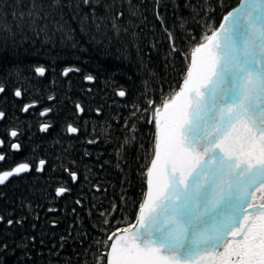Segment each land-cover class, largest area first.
<instances>
[{
	"label": "trees",
	"instance_id": "16d2710c",
	"mask_svg": "<svg viewBox=\"0 0 264 264\" xmlns=\"http://www.w3.org/2000/svg\"><path fill=\"white\" fill-rule=\"evenodd\" d=\"M240 1L159 0L157 5L156 0H116V10L125 13L117 23L128 28L117 39L107 23L97 31L89 20L82 31L68 7L50 9L52 16L37 30L28 27L27 18L17 27L16 0H0L3 19L14 33L0 31V84L5 87L0 139H9L12 128L22 146L13 150L10 143L0 171L5 165H32L0 185V264H95L104 251L95 242L136 223L157 133L149 123L154 113L147 101L158 106L174 95L195 45ZM41 2L47 6L53 0ZM111 3L100 0L97 14L104 15ZM28 7L29 0H22L19 10ZM89 11L87 6L79 10L81 16ZM131 11L139 14L131 16ZM164 27L176 35L177 52L169 50ZM40 66L46 69L43 76L35 72ZM69 67L79 71L65 76ZM89 75L95 79H85ZM121 90L123 97L117 95ZM25 105L33 106L23 111ZM46 108L52 111L42 116ZM43 122L50 125L47 131L41 130ZM69 124L79 131L69 132ZM42 159L47 163L38 172ZM70 171L78 173L77 182ZM61 186L71 190L57 197Z\"/></svg>",
	"mask_w": 264,
	"mask_h": 264
},
{
	"label": "snow or ice",
	"instance_id": "6c2138e0",
	"mask_svg": "<svg viewBox=\"0 0 264 264\" xmlns=\"http://www.w3.org/2000/svg\"><path fill=\"white\" fill-rule=\"evenodd\" d=\"M99 3L53 0L45 6L41 0H29L28 9L21 11L22 0H16L17 10L12 16L18 21L17 27L22 28L27 18L28 27L37 30L40 21L52 16L51 10L68 7L79 17L82 31L89 20L97 31L107 23L119 39L121 33L128 32L117 23L124 11L116 10L113 0L101 16L96 11ZM156 3L159 5V0ZM82 6L90 9L83 16L79 12ZM138 14L130 12L131 16ZM156 15L163 25V17L158 11ZM4 16L0 9V31L14 35ZM56 27L62 30L64 25L57 22ZM164 32L169 50L177 52L176 35L167 27ZM221 32L222 46L215 43ZM207 40L195 45L196 54L206 55L199 63L192 60L179 90L158 106L154 100L147 101L154 113L149 123H154L157 133L154 158L146 172L149 188L137 216L139 228L131 232L117 228L105 241H96L104 251L95 256V264H264V0H241V6L228 11ZM73 71L79 69L65 68L63 74ZM35 72L43 76L46 69L40 66ZM85 79L95 78L89 75ZM4 92L0 84V93ZM14 95L20 97V89ZM117 95L123 97L126 92L121 90ZM32 106L25 105L23 111ZM76 107L83 111L79 104ZM51 111L46 108L41 115ZM4 116L0 111V119ZM49 127L44 124L41 130ZM68 131L77 133L79 129L69 124ZM10 135L16 137L18 133L12 130ZM4 144L0 139V147ZM21 147L18 142L11 144L13 150ZM5 159L0 153V161ZM46 163L40 160L35 170L43 171ZM31 168L29 163H19L9 171H0V185ZM69 175L73 183L78 181L77 172L70 171ZM189 181L200 190L193 193ZM70 190L61 186L55 193L60 197ZM257 193H261L259 198ZM181 196V203H175L174 198ZM222 203L229 209L227 214L217 212ZM209 216L214 226L202 229L200 224ZM3 219L0 216V221ZM122 231L126 234L117 235Z\"/></svg>",
	"mask_w": 264,
	"mask_h": 264
},
{
	"label": "water",
	"instance_id": "95a60500",
	"mask_svg": "<svg viewBox=\"0 0 264 264\" xmlns=\"http://www.w3.org/2000/svg\"><path fill=\"white\" fill-rule=\"evenodd\" d=\"M201 184L204 185V181H203V180L201 181ZM204 186H206V185H204ZM181 187H183V185H181ZM189 188H190V190H191L193 193H195V192H197V191L200 190V189H198V188H195V187L191 184V181H189ZM145 199H146V195H145V197H144L142 203L145 201ZM182 200H183V197H182V196H181V198H180L179 200H177V199L174 198V202L177 203V204L181 203ZM142 203H141V204H142ZM139 208H140V207H139ZM225 210H228V208H227V206H226L225 204L222 203L221 206L217 209V212H218V213H221L220 211H225ZM227 212H228V211H227ZM221 214H222V213H221ZM134 225H135V227H137L139 224H138L137 221H136V223H135ZM213 226H214V220H213V218H212L211 216H209V217H204L203 222L200 224V227H201L202 229H211ZM132 229H134V228H129L128 231H129V230H132ZM123 233H124V232L122 231V232H120V233H117V235H119V234H123ZM115 239H116V238L113 237V240H115Z\"/></svg>",
	"mask_w": 264,
	"mask_h": 264
},
{
	"label": "bare ground",
	"instance_id": "6f19581e",
	"mask_svg": "<svg viewBox=\"0 0 264 264\" xmlns=\"http://www.w3.org/2000/svg\"><path fill=\"white\" fill-rule=\"evenodd\" d=\"M240 6H241V1H240V3H239L236 7H234V8H237V7H240ZM225 15H226V14H225ZM222 21H223V18H222L220 24L222 23ZM220 24H219V25H220ZM224 26H225V29L228 28V24H227V22H224ZM217 28H219V26H218ZM211 35H212V34H211ZM211 35H209L208 37H210ZM202 42L207 43V42H208L207 38H206L205 40H203ZM215 43H218V44H220L221 46L223 45V32H221L220 37L217 39V41H216ZM213 51H218V49H215V48H214ZM205 55H206V53L196 54L195 51L193 50L192 53H191V59H190V64H189L188 69L191 67V63H192V60H193L194 58L197 59V62L199 63L200 58L203 57V56H205ZM182 83H183V82H182ZM178 90H179V88H178ZM178 90H177V91H178ZM161 111H163V109H161ZM153 158H154V156L152 157V160H153ZM152 160H151V162H152ZM151 162H150V165H151ZM148 188H149V185H148V183H147V191H148ZM227 211H229V209H228V210H225V211H220V212H221L222 214H227ZM137 228H139V225H138L137 227H135L134 229L129 230V232H131V231H135V229H137ZM125 234H126V233L119 234V235H125Z\"/></svg>",
	"mask_w": 264,
	"mask_h": 264
},
{
	"label": "flooded vegetation",
	"instance_id": "af4514ba",
	"mask_svg": "<svg viewBox=\"0 0 264 264\" xmlns=\"http://www.w3.org/2000/svg\"><path fill=\"white\" fill-rule=\"evenodd\" d=\"M2 107L3 106H1V99H0V111H2ZM47 114V113H46ZM45 114V115H46ZM1 121H2V119H0V124H1ZM44 124H48V123H46V122H43V123H41V126L42 125H44ZM12 129V128H11ZM11 129H9V139H7L6 141H5V144L2 146L3 148H2V152H3V154L6 156V159H7V154H8V152H9V148H8V146L10 145V143H17V142H15L14 141V138L15 137H12L11 135H10V132L12 131ZM12 149V148H11ZM6 159L4 160V161H6ZM4 161H0V162H4ZM12 168H9L7 165H5L4 166V169L2 170V171H9V170H11Z\"/></svg>",
	"mask_w": 264,
	"mask_h": 264
},
{
	"label": "rangeland",
	"instance_id": "374dc122",
	"mask_svg": "<svg viewBox=\"0 0 264 264\" xmlns=\"http://www.w3.org/2000/svg\"><path fill=\"white\" fill-rule=\"evenodd\" d=\"M189 64H190V62H189ZM189 67V66H188ZM261 195V193H257V198H259V196ZM134 225V224H133ZM125 229H129V227H126ZM223 249L221 248V251H222Z\"/></svg>",
	"mask_w": 264,
	"mask_h": 264
}]
</instances>
